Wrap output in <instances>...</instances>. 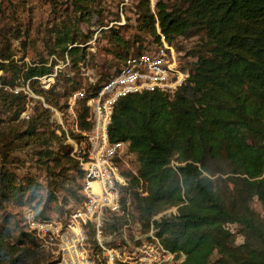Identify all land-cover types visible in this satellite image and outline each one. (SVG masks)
I'll return each instance as SVG.
<instances>
[{
	"label": "trees",
	"instance_id": "obj_1",
	"mask_svg": "<svg viewBox=\"0 0 264 264\" xmlns=\"http://www.w3.org/2000/svg\"><path fill=\"white\" fill-rule=\"evenodd\" d=\"M65 1L74 18L60 21V28L53 26L45 47L58 60L70 61L74 75L62 79L67 90L87 93L94 85L82 89L76 69L90 59L79 47L88 42L79 25L93 0ZM140 20L139 30L149 35L137 52L127 55L137 40H123L118 30L108 32L120 61L115 71L129 56L140 54L146 43L159 41L157 27L170 44L178 38H197L198 44L189 52L196 59L190 64L193 72L172 98L144 92L122 97L114 105L108 138L111 143H130L137 169L126 175V192L138 222L145 232L152 225L164 248L182 254L181 264H264V219L249 206L253 198L264 206V0H157L156 13L144 12ZM21 33L0 9V72L6 74L0 77V125L14 123L0 128V264H58L38 236L8 209L9 202L29 206L34 219L49 220V206L59 192L73 203L81 200L82 172L62 137L48 139L57 144L80 180L78 195L76 178L67 181L48 167L50 152L39 154L46 159L39 160L45 188L33 177L19 180L9 168L19 161L11 154L34 148L50 119L41 109L38 116L18 120L26 96L13 90L20 82H29L38 94L37 78L53 72L42 58L25 70L17 67L11 59L12 42L22 45ZM86 116L87 112L80 116L84 130L90 128L84 123ZM34 155L38 164V152ZM172 160L179 164L175 169L170 167ZM142 184L144 197L138 192ZM239 204L244 206L243 216H238ZM171 208L176 213L166 212ZM119 222L112 218V232ZM228 224L239 227L243 239L239 246H234Z\"/></svg>",
	"mask_w": 264,
	"mask_h": 264
},
{
	"label": "built area",
	"instance_id": "obj_2",
	"mask_svg": "<svg viewBox=\"0 0 264 264\" xmlns=\"http://www.w3.org/2000/svg\"><path fill=\"white\" fill-rule=\"evenodd\" d=\"M157 33L158 42L146 43L140 54L129 56L94 91H74L66 98L63 112L55 110V133L71 147L69 156L82 172L81 200L71 203L65 224L58 220H36L32 214L27 216V224L41 242L58 246V264H96L90 233L103 250L106 264H181L184 260L182 254L176 255L163 247L152 225L147 233L134 236L137 244L126 243L128 251L122 256L117 250L107 249L101 240L105 222L120 216L124 201H128L126 175L137 169L130 143L109 141L108 127L115 103L127 95L144 92L157 91L172 98L193 72L192 66L184 62L185 54L168 43L158 27ZM195 61L194 58L192 62ZM55 75L46 74L37 80L47 89ZM19 92L26 93V89L13 90L14 94ZM82 104L87 110L84 123L90 124L88 130L81 127ZM22 113L21 117L27 119ZM128 161L132 162L131 167ZM177 166L175 160L170 162L172 169ZM138 192L141 197L147 195L144 184Z\"/></svg>",
	"mask_w": 264,
	"mask_h": 264
},
{
	"label": "rangeland",
	"instance_id": "obj_3",
	"mask_svg": "<svg viewBox=\"0 0 264 264\" xmlns=\"http://www.w3.org/2000/svg\"><path fill=\"white\" fill-rule=\"evenodd\" d=\"M93 9L89 5L86 7L84 21L79 25V31L88 37V42L85 45H79L80 48H85L90 59L81 62L77 67L76 71L77 78L82 82V89L86 90L87 87L94 85V88L90 91H94L99 84L104 82L114 71L115 67L120 63L119 60L115 58L116 47L111 45L108 39L110 29L118 30L120 38L125 41L134 42L133 47L128 50V54L137 52L140 43L145 41L148 37L149 32L147 30L140 31V18L144 12H149L150 14L156 13L157 0H93ZM0 9L4 18L10 25H17L21 28V42H12V57L11 59L20 69L32 65L38 64L39 60L42 58L47 65V67H52L55 75L53 82L49 83L47 89L42 88V83L38 80V94H35L29 86V82L23 84L20 82L18 88L16 89H26V104L24 113L25 116L35 117L38 116V112L41 109L47 110L50 114V119L46 125L41 129L40 141L34 148L25 147L20 152H15L11 154V157L17 158L19 161L16 165L9 167L11 171L17 176L21 181L27 180L33 177L38 184L45 188L47 185L46 174L42 166L43 163L39 161L42 156L40 153L50 152L52 153L51 158L46 160L48 167H50L55 172H59L66 176V180H73L76 178V173L70 169L71 164L66 160V158L59 152L57 144H51L52 142L48 137L53 138L56 135L57 130V117L56 111L63 112L65 106V100L69 94L74 91L67 90V86H64V79L67 80L70 76L74 74L70 73L71 64L67 57L64 60L57 59L53 56L50 51L45 47V43L48 40L49 32L51 28H60V21H65L66 19H73L74 13L72 9H69L68 3L65 0H0ZM92 16L88 15V12ZM1 40V39H0ZM79 43V42H78ZM198 44V39H187L178 38L174 46L185 54L184 62L186 61L188 65L192 64L194 57L189 52ZM122 57L125 53L118 49V52ZM22 70V71H23ZM75 71V72H76ZM74 72V73H75ZM0 76L6 77V74L1 73ZM63 79V80H62ZM47 80V79H46ZM44 86H48L45 84ZM28 88V89H27ZM87 92V93H90ZM81 109L83 114H86L87 110L82 104ZM22 112L18 120L26 119L21 117ZM3 121L6 122L7 119L2 117ZM27 118V119H28ZM14 123H4L0 125V128L5 125L12 126ZM6 135V133L4 134ZM69 150L71 151V147ZM38 152V164L37 157L34 155ZM73 160V159H72ZM78 168L79 166L74 163ZM128 166H132V162H127ZM225 179L227 177H233L231 175L220 176ZM80 180L76 178L75 184L77 185ZM67 185L69 183L67 182ZM76 194L78 195V185L75 187ZM44 191L39 194L43 196ZM57 201L50 204L47 216L49 220H58L62 224L66 223L67 216L70 212L71 200H67L66 193L59 192L56 196ZM250 208L264 219V206L256 199L253 198L249 203ZM41 207V206H40ZM8 209L17 214L18 218L21 220L22 225L26 230H31L27 224V216L32 214L29 206L20 207L14 203H8ZM168 213H176L175 208H171ZM238 216H243L244 206L239 204L237 208ZM157 216L156 218H158ZM120 218L121 222L118 223V229L114 232L110 230V225L112 224V219L106 221L101 234V240L107 249L117 250L122 256L128 251L127 242L132 244H137L134 236L138 233L145 234L148 231H144L137 220L136 213L133 210L131 204L128 201L123 203V211L120 216L114 217ZM226 229L234 235V246H239L242 244L243 239L239 234V227L235 224L226 225ZM89 243L93 246V254L96 264H106V260L103 254V250L98 247L96 237L90 233ZM41 244L48 249L50 254L56 260H60V254L58 253V246L55 243L41 242ZM216 259V256L212 257V260Z\"/></svg>",
	"mask_w": 264,
	"mask_h": 264
}]
</instances>
